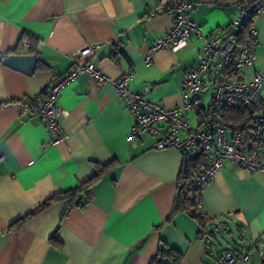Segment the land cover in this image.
<instances>
[{
    "label": "crops",
    "instance_id": "crops-1",
    "mask_svg": "<svg viewBox=\"0 0 264 264\" xmlns=\"http://www.w3.org/2000/svg\"><path fill=\"white\" fill-rule=\"evenodd\" d=\"M263 14L253 19L260 71ZM235 15V7L212 0H197L188 12L210 36ZM172 23L169 0H0V55H37L30 74L0 61V264H150L160 240L182 254L179 264H221L226 249L250 250L249 261L238 264H264V171L225 161L201 191L200 211L216 223L205 239L189 212L170 216L186 156L154 148L152 138L129 140L133 117L112 83L97 84L82 73L61 89L57 118L65 139L54 145L39 118L44 96H35L92 44L100 49L86 59L110 80L131 74V92L146 91L166 108L180 105L185 72L200 60L203 39L192 35L182 48L158 50L145 63L149 43ZM250 77L247 70L244 78ZM210 100L207 91L199 110L186 113L192 127ZM95 163L108 167L78 205L65 198L35 212L92 178Z\"/></svg>",
    "mask_w": 264,
    "mask_h": 264
},
{
    "label": "built area",
    "instance_id": "built-area-1",
    "mask_svg": "<svg viewBox=\"0 0 264 264\" xmlns=\"http://www.w3.org/2000/svg\"><path fill=\"white\" fill-rule=\"evenodd\" d=\"M260 1L256 6L255 3ZM173 15L171 27L148 45L145 63L151 62L154 52L166 47L182 48L195 35L203 39L201 58L189 68L183 79V100L180 105L166 108L147 99L146 91L134 93L127 88L131 74L112 81L86 59L100 49L99 44L86 45L72 58L69 69L47 88L40 105L39 118L50 134L49 143L54 145L65 139L58 123L57 99L63 87L82 73L90 75L97 84L112 83L116 94L125 102L133 117L128 134L129 140L152 138L154 148L173 147L183 156H204L205 164L189 187V197L198 215L201 213V191L222 169L227 159L250 171H264L261 160L264 132V102L260 89L264 85V71L255 69L258 30L253 19L264 13L263 0H230L236 8L234 19L214 36L205 34L188 16L197 8V0H169ZM27 43V42H26ZM247 70L251 77L244 78ZM211 92L210 105L200 125L192 127L186 118L190 110H199L203 95ZM246 109L250 121L244 128L233 129L224 121L227 110ZM231 132L230 138L227 133ZM5 155L0 153V163ZM250 250H224L221 264L248 262ZM168 264H172L168 261Z\"/></svg>",
    "mask_w": 264,
    "mask_h": 264
},
{
    "label": "trees",
    "instance_id": "trees-1",
    "mask_svg": "<svg viewBox=\"0 0 264 264\" xmlns=\"http://www.w3.org/2000/svg\"><path fill=\"white\" fill-rule=\"evenodd\" d=\"M228 1L230 0H212V2L219 4H225ZM24 40L27 39L25 38H23V40L21 39L19 41V44H22ZM45 94L46 92L42 91L35 96V99L40 98L41 96L45 97ZM1 104L3 103H0V105ZM250 117H251L250 113L246 109L227 110L225 120L231 123L233 129H236V128H244L250 121ZM204 164H205V158L202 155H199L194 158L186 157L183 171L181 172L180 175V182L170 216L180 211L189 212L197 220L199 224L198 234L201 237L208 239L209 237L213 236L209 227L215 225L216 223H214L212 218H206L204 215L203 216L198 215L195 209V205L189 197V187L192 181H194V179L198 176ZM94 166L96 168V173L92 178L79 184L74 189L62 192L60 194L51 197L50 199L43 202L35 210V212L43 210L44 208L49 206V204L52 203L54 200L65 199V198L70 200L71 205H78V203H76V199L80 197L83 193H87L89 191V187L91 183L94 180H96L98 177H100L105 171V169L108 167L107 165H100L97 163H95ZM193 207L194 210H192ZM18 224L20 223H17V225ZM217 225L219 227L221 226L220 223H217ZM232 250H238V249H232ZM181 259H182V254L180 252L167 246L162 240H160L157 253L151 260L150 264H168V261H171L172 264H179Z\"/></svg>",
    "mask_w": 264,
    "mask_h": 264
},
{
    "label": "water",
    "instance_id": "water-1",
    "mask_svg": "<svg viewBox=\"0 0 264 264\" xmlns=\"http://www.w3.org/2000/svg\"><path fill=\"white\" fill-rule=\"evenodd\" d=\"M260 1L252 5L256 6ZM0 61L13 68L20 69L26 73H32L36 68V54H9L6 56L0 55Z\"/></svg>",
    "mask_w": 264,
    "mask_h": 264
},
{
    "label": "rangeland",
    "instance_id": "rangeland-1",
    "mask_svg": "<svg viewBox=\"0 0 264 264\" xmlns=\"http://www.w3.org/2000/svg\"><path fill=\"white\" fill-rule=\"evenodd\" d=\"M264 15V14H263Z\"/></svg>",
    "mask_w": 264,
    "mask_h": 264
}]
</instances>
